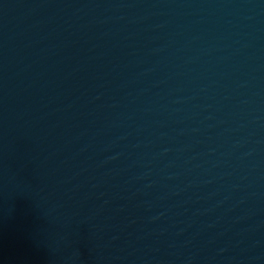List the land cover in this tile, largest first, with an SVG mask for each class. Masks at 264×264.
Returning <instances> with one entry per match:
<instances>
[{
    "label": "water",
    "instance_id": "95a60500",
    "mask_svg": "<svg viewBox=\"0 0 264 264\" xmlns=\"http://www.w3.org/2000/svg\"><path fill=\"white\" fill-rule=\"evenodd\" d=\"M0 264H264V0H0Z\"/></svg>",
    "mask_w": 264,
    "mask_h": 264
}]
</instances>
